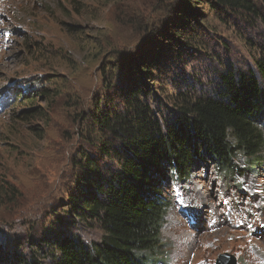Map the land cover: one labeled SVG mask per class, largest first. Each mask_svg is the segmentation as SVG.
<instances>
[{"label":"rangeland","instance_id":"rangeland-1","mask_svg":"<svg viewBox=\"0 0 264 264\" xmlns=\"http://www.w3.org/2000/svg\"><path fill=\"white\" fill-rule=\"evenodd\" d=\"M183 1L0 0L2 250L29 257L46 247L47 228L70 226L57 215H67L79 162L86 153L100 154L99 111L122 106L128 55L166 50L154 73L161 95L178 87L210 90L225 70L254 67V55L264 51L262 19L205 6L204 15H191L202 22L196 32L181 34L172 26ZM254 2L264 17V0ZM41 85L51 90L49 99L28 106L39 114L19 119L28 107L14 105L13 94ZM236 163L234 173H224L214 161H197L189 176L163 165L169 208L161 264H216L222 252L235 255L237 264H264V157L254 167L242 157ZM82 227L70 228L89 244L100 240V230Z\"/></svg>","mask_w":264,"mask_h":264},{"label":"trees","instance_id":"trees-1","mask_svg":"<svg viewBox=\"0 0 264 264\" xmlns=\"http://www.w3.org/2000/svg\"><path fill=\"white\" fill-rule=\"evenodd\" d=\"M254 1L184 0L175 8L178 20L172 28L192 35L202 22H193L191 15H204L205 6L243 12L264 22ZM148 51L128 55L124 62L121 108L99 111L100 154L86 153L79 162L75 191L63 208L67 215H57L60 223L70 226L56 222L60 228H47L51 235L46 247L29 257L19 254L20 249L14 254L0 247V264H45L49 259L51 264L164 263L161 231L169 204L161 190L163 165L189 176L197 161H214L224 173H234L240 157L252 167L263 162L259 123L264 116V51L254 55L253 68L220 73L218 84H208L210 90L178 87L167 95L154 86L160 85L154 73L160 71L166 50ZM50 93L41 85L14 93L13 103L28 107L39 98L49 99ZM31 108L18 111L19 119L39 114ZM83 225L100 230V240L89 244L72 229Z\"/></svg>","mask_w":264,"mask_h":264},{"label":"water","instance_id":"water-1","mask_svg":"<svg viewBox=\"0 0 264 264\" xmlns=\"http://www.w3.org/2000/svg\"><path fill=\"white\" fill-rule=\"evenodd\" d=\"M216 264H237V258L229 252H222L218 256Z\"/></svg>","mask_w":264,"mask_h":264},{"label":"bare ground","instance_id":"bare-ground-1","mask_svg":"<svg viewBox=\"0 0 264 264\" xmlns=\"http://www.w3.org/2000/svg\"><path fill=\"white\" fill-rule=\"evenodd\" d=\"M254 194H255V193H254ZM259 206H260L261 208L263 207L261 201H259ZM192 211H194V214H195V218H194L193 221H196V218L198 217V215H197V213H196L195 210H192ZM211 214H213V218L216 217V215H215L214 213L211 212ZM187 251H190V250H187ZM187 254H189V253H187Z\"/></svg>","mask_w":264,"mask_h":264}]
</instances>
